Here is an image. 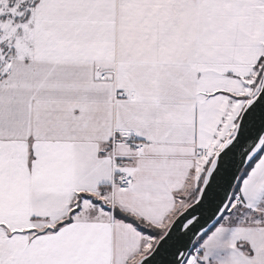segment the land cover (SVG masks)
I'll list each match as a JSON object with an SVG mask.
<instances>
[{"label":"snow or ice","instance_id":"snow-or-ice-1","mask_svg":"<svg viewBox=\"0 0 264 264\" xmlns=\"http://www.w3.org/2000/svg\"><path fill=\"white\" fill-rule=\"evenodd\" d=\"M0 264H264V0H0Z\"/></svg>","mask_w":264,"mask_h":264}]
</instances>
